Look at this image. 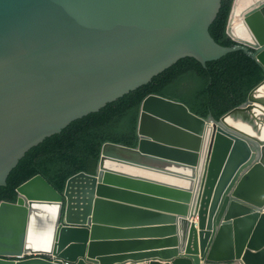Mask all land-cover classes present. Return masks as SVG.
I'll list each match as a JSON object with an SVG mask.
<instances>
[{
    "label": "water",
    "instance_id": "95a60500",
    "mask_svg": "<svg viewBox=\"0 0 264 264\" xmlns=\"http://www.w3.org/2000/svg\"><path fill=\"white\" fill-rule=\"evenodd\" d=\"M221 4L0 0V187L31 148L185 56L248 47L264 66V0H234L238 47L210 33ZM262 86L219 121L145 98L135 148L106 143L63 193L37 175L0 203V264H264Z\"/></svg>",
    "mask_w": 264,
    "mask_h": 264
},
{
    "label": "trees",
    "instance_id": "16d2710c",
    "mask_svg": "<svg viewBox=\"0 0 264 264\" xmlns=\"http://www.w3.org/2000/svg\"><path fill=\"white\" fill-rule=\"evenodd\" d=\"M234 0H222L210 33L221 45L238 47L226 31ZM264 80V66L252 48H238L203 64L185 56L155 76L151 82L107 104L98 112L73 121L61 133L31 148L0 187V203H15L17 189L37 175L43 176L59 193L69 178L85 172L94 174L106 143L135 148L141 105L150 95L184 103L192 113L219 121L247 101L249 93Z\"/></svg>",
    "mask_w": 264,
    "mask_h": 264
},
{
    "label": "clouds",
    "instance_id": "9594fccd",
    "mask_svg": "<svg viewBox=\"0 0 264 264\" xmlns=\"http://www.w3.org/2000/svg\"><path fill=\"white\" fill-rule=\"evenodd\" d=\"M37 256H39V255L28 254L26 256L19 257L18 259H29V258H33V257H37ZM66 264H69V263H66ZM208 264H243V262L233 261V262H226V263H208Z\"/></svg>",
    "mask_w": 264,
    "mask_h": 264
},
{
    "label": "bare ground",
    "instance_id": "6f19581e",
    "mask_svg": "<svg viewBox=\"0 0 264 264\" xmlns=\"http://www.w3.org/2000/svg\"><path fill=\"white\" fill-rule=\"evenodd\" d=\"M256 94H257L258 96H262V95H264V86H262L261 88H259V89L257 90ZM246 130H247V129H246Z\"/></svg>",
    "mask_w": 264,
    "mask_h": 264
},
{
    "label": "crops",
    "instance_id": "0c3cea01",
    "mask_svg": "<svg viewBox=\"0 0 264 264\" xmlns=\"http://www.w3.org/2000/svg\"><path fill=\"white\" fill-rule=\"evenodd\" d=\"M161 183H165V184H168V182H163V181H160ZM149 208H154V209H157V210H163L161 208H158V207H155V206H148Z\"/></svg>",
    "mask_w": 264,
    "mask_h": 264
}]
</instances>
